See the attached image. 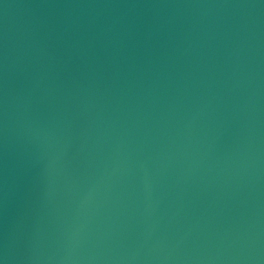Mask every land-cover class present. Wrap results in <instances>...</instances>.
<instances>
[{"label":"water","instance_id":"water-1","mask_svg":"<svg viewBox=\"0 0 264 264\" xmlns=\"http://www.w3.org/2000/svg\"><path fill=\"white\" fill-rule=\"evenodd\" d=\"M0 264H264V0H0Z\"/></svg>","mask_w":264,"mask_h":264}]
</instances>
